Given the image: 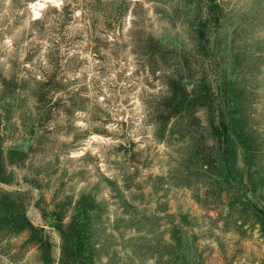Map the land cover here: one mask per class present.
Listing matches in <instances>:
<instances>
[{
	"label": "rangeland",
	"instance_id": "rangeland-1",
	"mask_svg": "<svg viewBox=\"0 0 264 264\" xmlns=\"http://www.w3.org/2000/svg\"><path fill=\"white\" fill-rule=\"evenodd\" d=\"M0 264H264V0H0Z\"/></svg>",
	"mask_w": 264,
	"mask_h": 264
},
{
	"label": "trees",
	"instance_id": "trees-1",
	"mask_svg": "<svg viewBox=\"0 0 264 264\" xmlns=\"http://www.w3.org/2000/svg\"><path fill=\"white\" fill-rule=\"evenodd\" d=\"M55 76V72L50 74L45 73L43 79L37 80L36 90H38V101L42 100V93L46 91V93L57 91L56 86H54V83H56ZM162 83L164 91L156 97V103L151 106L150 110L152 112L154 124L166 125L173 116L181 112L182 107L187 101V92L175 74H168L165 76V80Z\"/></svg>",
	"mask_w": 264,
	"mask_h": 264
}]
</instances>
